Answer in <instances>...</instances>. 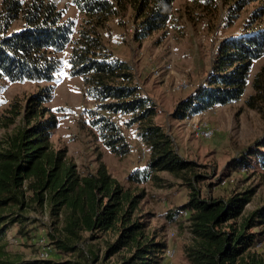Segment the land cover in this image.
I'll list each match as a JSON object with an SVG mask.
<instances>
[{"label":"trees","instance_id":"trees-1","mask_svg":"<svg viewBox=\"0 0 264 264\" xmlns=\"http://www.w3.org/2000/svg\"><path fill=\"white\" fill-rule=\"evenodd\" d=\"M175 1L73 0L86 17L73 39L75 24L65 20L64 11L54 0H3L0 94L2 81L52 84L63 65L59 56L71 45L69 75L82 78L86 95L95 104L88 116L98 140L114 155L124 157L131 150L124 129L135 126L149 156L143 167L130 173L128 187L114 179L103 163L94 173L81 175L66 151L53 146L58 121L47 107L53 88H40L21 110L13 111L15 116L22 115L23 124L0 150V239L15 225H19V236L28 237L31 230L26 225L39 223L30 215L47 211L52 220L47 236L62 253L76 254L89 262L80 248L86 240L84 234H89V239L112 234L114 239L106 243L104 260L116 256L114 264H159L166 244L149 232V224L138 215L146 197L140 185L151 183L162 188L165 182L160 174L167 173L188 191L192 242L184 252L189 264H264V255L253 250L252 234L254 228L264 225V206L246 214L252 191L227 199L202 195L199 184L205 176L199 172V165L179 154L174 139L156 123V106L135 84L132 67L117 58L103 39L101 31L108 28L110 19L132 9L134 40L143 42L167 26ZM189 1L207 7L214 3ZM243 3H237L235 10ZM261 10L252 15L245 33L221 42L205 86L178 105L175 119L236 102L244 95L253 63L264 56ZM18 21L22 26L11 31ZM252 88L254 94L246 104L255 110L263 107L264 111V66L255 74ZM254 149L260 152V147L247 148L236 163L245 164ZM260 163L264 165L263 158ZM88 254L93 262L98 261L99 256L91 249ZM45 263L25 260L0 246V264Z\"/></svg>","mask_w":264,"mask_h":264},{"label":"rangeland","instance_id":"rangeland-1","mask_svg":"<svg viewBox=\"0 0 264 264\" xmlns=\"http://www.w3.org/2000/svg\"><path fill=\"white\" fill-rule=\"evenodd\" d=\"M54 1L64 11L65 20L75 24L73 39L76 38L84 25L85 15L76 8L73 0ZM240 1L214 0L213 5L207 7L189 0H176L167 26L141 43L134 40L132 9L111 18L108 28L101 33L115 56L132 67L135 84L156 106V123L174 139L179 154L199 165V172L205 176L199 184L202 195L227 199L234 194L252 191L251 201L245 205L248 214L264 206V165L260 163L261 158L264 159V111L263 107L255 110L246 104L254 94L252 81L264 66V56L253 63L249 84L238 101L187 117L198 125H208L214 131L212 139L196 137L192 129L196 123L187 122L186 118H174L178 105L205 86L221 42L245 33L252 22V15L254 17L260 9H263V16L258 22L264 24V0H243L241 8L235 10ZM2 2L0 0V10ZM21 26L22 22L18 21L11 31ZM70 49L71 45L59 56L63 65L50 85L27 81L1 82L0 150L5 140L23 124L22 115L15 116L13 111L16 108L21 110L27 99L40 88L51 86L53 97L47 107L58 121L51 139L54 148L66 151L81 175L94 173L103 163L114 179L128 187V176L143 167L149 151L138 139L135 126L124 129L131 146L124 157L114 155L98 140L88 116L89 110L95 109V104L87 97L82 78L69 75ZM184 81L188 86L177 89ZM259 147L260 152L254 149L245 164L236 163L244 150ZM160 176L165 182L162 188L151 183L140 185L146 197L141 202L138 215L149 224L150 233L159 236L158 240L164 241L166 248L175 250L173 258H166L163 254L159 264H189L184 252L192 242L188 191L167 173ZM30 218H36L39 223L30 227L26 225L31 230L28 237L18 235L19 225L9 227L1 237L0 246H4L8 253L20 255L25 260L40 261L37 242L45 237L51 247L45 264L79 261L83 264H114L117 260L116 256L104 260L106 243L114 239L112 234H101L99 239H89L90 235L84 234L86 240L80 248L89 259V262H84L79 255L62 253L47 236L52 221L49 212L31 214ZM252 234L255 235L253 250L264 255V225L254 228ZM89 249L99 256L98 261H92Z\"/></svg>","mask_w":264,"mask_h":264},{"label":"built area","instance_id":"built-area-1","mask_svg":"<svg viewBox=\"0 0 264 264\" xmlns=\"http://www.w3.org/2000/svg\"><path fill=\"white\" fill-rule=\"evenodd\" d=\"M187 82L184 81L180 83L177 86V89H180L181 87H186ZM188 86V85H187ZM187 122H194V126L192 127L193 132L196 137L201 138V139H212L214 137V131L210 129L208 125H198L197 122H195L193 119L186 118L185 119ZM189 213V212H188ZM187 213V214H188ZM37 244L40 247V259L41 260H47L50 256L51 253V247L49 246V243L47 242L45 237H42L38 240ZM175 256V250L172 248L168 247L166 248L164 252V257L168 258H173Z\"/></svg>","mask_w":264,"mask_h":264}]
</instances>
